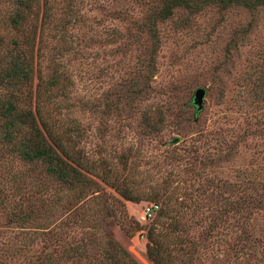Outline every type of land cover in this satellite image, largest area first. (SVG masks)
I'll list each match as a JSON object with an SVG mask.
<instances>
[{
  "label": "rangeland",
  "instance_id": "1",
  "mask_svg": "<svg viewBox=\"0 0 264 264\" xmlns=\"http://www.w3.org/2000/svg\"><path fill=\"white\" fill-rule=\"evenodd\" d=\"M149 2L38 0L21 25L15 4L0 0V67L19 50L28 54V105L76 147L96 184L83 195L68 190L0 142V186L10 197L0 207V264H71L75 249L102 258L106 236L138 264H154L153 227L172 264H264V207L238 220L228 205L264 190V6L178 11L159 25L154 46L144 27ZM236 34L244 39L229 47ZM199 88L206 95L196 113L189 103ZM10 93L18 89L0 86V97ZM18 99L21 106V91ZM118 185L141 201L125 200ZM152 203L163 215L141 224ZM106 206L118 217L125 209L139 229L127 235ZM19 207L25 228L11 216ZM217 212L225 224L211 229Z\"/></svg>",
  "mask_w": 264,
  "mask_h": 264
},
{
  "label": "trees",
  "instance_id": "2",
  "mask_svg": "<svg viewBox=\"0 0 264 264\" xmlns=\"http://www.w3.org/2000/svg\"><path fill=\"white\" fill-rule=\"evenodd\" d=\"M16 6V13L13 22L16 24H26L29 20L30 14L33 13L34 6L38 0H11ZM151 9L145 16L144 27L147 32L150 33V40L154 46L159 44V25L172 19L178 11H188L189 13H196L203 9L204 5H216L227 10L233 7H241L250 12H254L259 7L264 6V0H149ZM244 35V34H243ZM241 34H236L232 37L229 47H236L238 39H244ZM33 63L28 54L25 51L19 50L16 55L10 57V59L2 64L0 67V86L12 87L18 93L15 95L10 93L5 97H0V142L8 150L10 154L17 157L23 163H27L34 168L39 167L42 174L47 179L57 182L58 185L63 186L68 190L81 189V195L84 194L86 188L96 185L95 181L88 176L91 174L86 159L77 152L76 147L68 148L67 144L61 142L57 134L51 128L50 124L41 118V113L34 112L31 106L28 105L31 95V82L33 81ZM48 84L56 85L57 78H52ZM21 91V106L18 99V95ZM136 100L133 97V101ZM28 102V103H27ZM193 105L198 113L193 101L189 103ZM130 112V110H129ZM39 113V114H38ZM197 115V114H196ZM147 119V118H146ZM70 141L71 138L69 139ZM231 152L226 156V159H230ZM94 175V174H93ZM10 183L14 184L19 182L18 174H9ZM105 183L108 180L103 178ZM120 195L127 201L138 203L141 201L139 196L135 195L127 187L121 185L116 186ZM19 191V190H18ZM86 193V192H85ZM18 194V195H17ZM20 192L13 194V197H20ZM0 196L3 197L0 202V207L9 202V195L5 189L0 186ZM11 198V199H12ZM84 198V196L82 197ZM229 209L234 213V218L239 217L238 220L248 219L249 211L256 208L264 207V190L257 191L255 196H246L239 201H232L228 203ZM21 206V205H20ZM8 207V206H7ZM19 207L17 211L11 214L14 222L23 225L25 228L28 224V218L21 217V209ZM118 208V207H117ZM117 208V212L119 211ZM3 209V207H2ZM115 209L113 207L106 206L104 210L109 217H114V224H119L122 230L127 235L132 236L138 230L137 223H131L126 216L125 209L122 210L121 216H115ZM165 208H160L159 212L163 215ZM20 212V213H19ZM90 212L86 211V214ZM237 214V215H236ZM27 217V216H26ZM216 219L211 223V229L216 228L218 225L223 226L225 216L221 212H217ZM136 224L135 226H131ZM173 229H178V224H172ZM246 223L242 225V232H247ZM149 242L147 254L149 259L154 264H172L170 255L164 253V247L162 243L156 240L155 228H150L148 231ZM40 240V239H36ZM255 242V241H254ZM252 243L251 245H253ZM106 245L103 253L104 257L94 259L87 249L72 250L67 261L71 264H138L128 253V251L121 246L113 238L106 236L104 240V246ZM103 246V248H104ZM254 247V246H253ZM252 247V248H253ZM58 248V247H57ZM57 249H53L47 254L45 259L52 260L56 257ZM246 253V251L244 252ZM243 253V254H244ZM245 255V254H244ZM241 257V256H240ZM62 260L66 257L61 256ZM264 261V258L262 259ZM180 261L184 262L183 258Z\"/></svg>",
  "mask_w": 264,
  "mask_h": 264
},
{
  "label": "built area",
  "instance_id": "3",
  "mask_svg": "<svg viewBox=\"0 0 264 264\" xmlns=\"http://www.w3.org/2000/svg\"><path fill=\"white\" fill-rule=\"evenodd\" d=\"M159 210H160V206L156 203L145 205L143 207L142 215L138 219V221L141 224H143V223L153 220L156 217Z\"/></svg>",
  "mask_w": 264,
  "mask_h": 264
},
{
  "label": "water",
  "instance_id": "4",
  "mask_svg": "<svg viewBox=\"0 0 264 264\" xmlns=\"http://www.w3.org/2000/svg\"><path fill=\"white\" fill-rule=\"evenodd\" d=\"M206 92L203 88H199L196 90L193 98V103L197 108V111L200 112L203 109L204 99ZM179 142V139H175L172 143L176 144Z\"/></svg>",
  "mask_w": 264,
  "mask_h": 264
}]
</instances>
